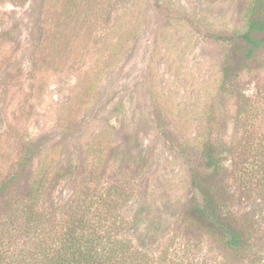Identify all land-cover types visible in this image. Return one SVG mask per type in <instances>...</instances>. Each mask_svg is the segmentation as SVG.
<instances>
[{
	"label": "rangeland",
	"instance_id": "rangeland-1",
	"mask_svg": "<svg viewBox=\"0 0 264 264\" xmlns=\"http://www.w3.org/2000/svg\"><path fill=\"white\" fill-rule=\"evenodd\" d=\"M244 2L0 0V179L18 169L0 220L48 169L38 208L63 216L118 184L120 211L139 214L144 236L202 248L194 264H223L225 248L185 215L211 137L227 168L214 181L260 235L226 260L264 264V192L238 178L248 139L264 132L249 106L264 105V48L248 63L215 38L244 28ZM228 54L238 70L225 78Z\"/></svg>",
	"mask_w": 264,
	"mask_h": 264
},
{
	"label": "trees",
	"instance_id": "trees-1",
	"mask_svg": "<svg viewBox=\"0 0 264 264\" xmlns=\"http://www.w3.org/2000/svg\"><path fill=\"white\" fill-rule=\"evenodd\" d=\"M242 17L244 28L240 32L215 38L232 51L239 48L249 63L264 48V0H245ZM225 60L224 77L228 78L238 69L232 65L231 55ZM249 106L253 119L263 121L264 105L253 102ZM251 124L260 126L258 122ZM248 143L241 155L238 178L243 189L255 187L264 192V132H254ZM221 157L218 143L207 137L201 150L202 164L192 170L196 196L185 215L189 224L225 248L223 264H228L229 256L249 254L260 235L253 230L255 220L252 228L237 218L232 204L227 203V189L222 190L214 181L227 169ZM48 171L30 187L27 198L16 197L7 205V215L0 220V264H194L192 259L205 255L202 248L195 252L188 244L176 245L172 238L163 245L156 234L144 236L139 231V214L131 218L120 211L128 192L118 184L97 199L84 198L71 204L63 216L38 208L35 199L45 189ZM2 172L0 168V176ZM17 174L18 169L9 172L6 180L0 179L1 196L9 191L10 179ZM256 175L259 184L254 185L251 180Z\"/></svg>",
	"mask_w": 264,
	"mask_h": 264
}]
</instances>
